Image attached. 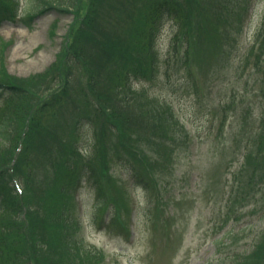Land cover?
<instances>
[{"label":"rangeland","instance_id":"374dc122","mask_svg":"<svg viewBox=\"0 0 264 264\" xmlns=\"http://www.w3.org/2000/svg\"><path fill=\"white\" fill-rule=\"evenodd\" d=\"M142 1L122 0L112 10L115 0H111L100 12L102 26L110 27L108 14L113 11L115 34L120 31L133 45L134 29L142 22ZM232 1L230 9L243 4L242 9L247 8L240 21V15L232 12L226 21L211 15L207 18L213 3L204 0L206 14L202 24L192 20L190 36L180 32L173 40L179 28L165 25L156 46V73L133 79L132 89L125 90V126L109 123L94 145L92 126L84 127L79 143L82 150L72 161H88L91 145L101 159L90 163L97 169L96 176L84 174L78 191L67 197L68 214L75 220V232H80L76 238L82 240L78 251L67 254V264H237L242 260L238 256L249 254L260 239L264 182L250 185L249 172L242 171L244 153L253 148L255 138L250 127L240 131L242 118L235 110L224 125L222 105L234 96L240 101L244 93L252 101L254 88L260 90L254 76L248 81L244 48L261 22L264 0ZM21 2V16H27L26 0ZM73 22V14L55 10L25 20L2 21L0 79L27 78L28 84L38 80L34 76L56 60ZM193 30L198 36H192ZM235 37L241 39V45L233 67L226 72L225 52L230 42L237 48L232 41ZM91 56L93 71L105 67L93 51ZM254 72L261 76L256 69ZM79 106L75 93L58 107L61 121L56 122L54 113L45 116L50 127L63 126L51 142L70 138L72 119L89 112ZM249 119L255 120L256 115ZM49 149L54 152L51 160L61 157L60 147ZM118 156L125 162H116ZM31 170L35 197L31 205L39 208L44 200L59 202L64 182L58 167ZM17 178L23 188L18 193L25 197L28 186ZM43 215L40 211L39 216ZM247 261L264 264V258L258 260L255 253Z\"/></svg>","mask_w":264,"mask_h":264},{"label":"trees","instance_id":"16d2710c","mask_svg":"<svg viewBox=\"0 0 264 264\" xmlns=\"http://www.w3.org/2000/svg\"><path fill=\"white\" fill-rule=\"evenodd\" d=\"M110 1L26 0L23 8L27 16L22 17L21 0H0V23L33 18L49 10L74 15L62 50L45 72L34 76L38 80L28 84L27 78L6 76L0 79V264H67V254L78 251L82 240L76 238L80 232H75V220L68 214L67 197L78 190L76 187L84 180V174H97V169L90 165L91 161L101 159L97 151H92L95 139H101L109 123L119 128L127 124L128 115L122 102L126 98L125 90L132 89L133 79H147L156 73V46L165 25L172 23L179 28L173 35V40H177L180 32L190 36L192 20L202 24L206 14L204 0H143L142 22L134 29V44L130 45L127 37L120 36V31L115 34L117 17L113 11L108 14L110 27L104 28L101 24L100 12ZM210 1L213 7L206 16L211 15L216 20L224 18L226 21L227 14L232 12L240 15V21L241 12L244 14L247 9H242L244 4L230 9L232 0ZM235 1L244 3L247 0ZM121 2L115 0L110 5L112 10ZM250 22L248 19L247 26ZM192 36H198L196 30ZM254 36L244 48L245 70L250 71L248 81L254 76L260 90L254 88L252 101H248L249 94L244 93L245 97L240 101L234 96L222 105V123L227 125L231 111L235 110L242 118L240 131L250 127L255 138L253 148L244 153L242 165V171L249 172L250 185L264 182V12ZM232 41L237 48L234 49V43L230 42L231 47L225 52L226 72L233 67L241 45L240 38L235 37ZM92 51L105 67L92 70ZM186 55L188 62L190 48ZM255 69L261 76H255ZM75 93L79 107L87 108L89 112L72 119L70 138L66 142H51L63 126L50 127L44 118L48 113H54L56 122L61 121L62 111L58 107ZM254 114L256 119L250 121L249 117ZM86 125H91L93 131L91 157L85 162L72 161V157L82 150L79 143ZM50 147H60L61 157L51 160L54 152ZM119 160L125 162L121 156L116 157V162ZM33 167H58L64 182L60 187L59 202H48L42 197L40 200L45 203L39 208L31 205L35 198L31 194L34 190ZM17 176L28 186L25 197L14 187L15 182H19ZM40 211L44 213L42 217ZM259 235L260 239L249 254L255 253V257L262 260L264 231ZM249 254L239 255L242 260H237V264H252L247 261Z\"/></svg>","mask_w":264,"mask_h":264}]
</instances>
